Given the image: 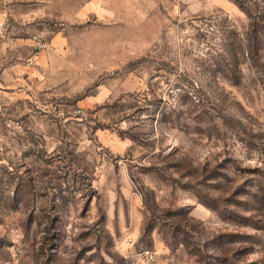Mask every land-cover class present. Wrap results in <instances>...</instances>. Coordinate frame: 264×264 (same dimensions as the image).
I'll return each instance as SVG.
<instances>
[{
  "label": "rangeland",
  "instance_id": "rangeland-1",
  "mask_svg": "<svg viewBox=\"0 0 264 264\" xmlns=\"http://www.w3.org/2000/svg\"><path fill=\"white\" fill-rule=\"evenodd\" d=\"M243 1L0 0V264H264Z\"/></svg>",
  "mask_w": 264,
  "mask_h": 264
},
{
  "label": "trees",
  "instance_id": "trees-1",
  "mask_svg": "<svg viewBox=\"0 0 264 264\" xmlns=\"http://www.w3.org/2000/svg\"><path fill=\"white\" fill-rule=\"evenodd\" d=\"M234 4H236V6L246 14L248 19H251V11L248 7V5L242 0H231ZM255 55V59H258V54H256V52L254 53Z\"/></svg>",
  "mask_w": 264,
  "mask_h": 264
},
{
  "label": "built area",
  "instance_id": "built-area-1",
  "mask_svg": "<svg viewBox=\"0 0 264 264\" xmlns=\"http://www.w3.org/2000/svg\"><path fill=\"white\" fill-rule=\"evenodd\" d=\"M145 260L147 263H151L153 261V256L150 254H146Z\"/></svg>",
  "mask_w": 264,
  "mask_h": 264
}]
</instances>
